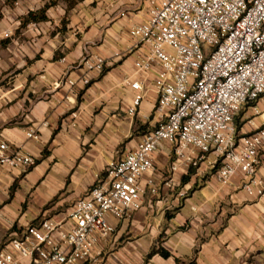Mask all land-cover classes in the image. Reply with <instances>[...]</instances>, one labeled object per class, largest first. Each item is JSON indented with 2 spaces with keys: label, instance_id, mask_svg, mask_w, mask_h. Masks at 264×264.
<instances>
[{
  "label": "crops",
  "instance_id": "0c3cea01",
  "mask_svg": "<svg viewBox=\"0 0 264 264\" xmlns=\"http://www.w3.org/2000/svg\"><path fill=\"white\" fill-rule=\"evenodd\" d=\"M49 1L0 0V140L35 159L25 172L0 165V248L42 216L63 219L106 164L134 149L156 120L155 70L138 113L126 112L134 91L125 79L134 77V62L147 50L129 28L146 21L150 0L58 2L46 9V19L34 22L40 29L21 25ZM86 50L110 64L83 86L78 64ZM251 117L246 105L235 119L239 133L253 129ZM253 121L258 126L264 118ZM29 130L36 137H28ZM172 156L168 143L153 154L156 170L145 177L154 178L157 195L143 180L141 208L120 219L108 215L114 231L102 242L99 264H177L176 258L179 264H264V194L245 193L240 173L228 185L218 184L209 153L199 167L174 174L190 187L179 199L163 181ZM258 173L264 180V151ZM158 239L170 256L146 259Z\"/></svg>",
  "mask_w": 264,
  "mask_h": 264
},
{
  "label": "built area",
  "instance_id": "2783aa9c",
  "mask_svg": "<svg viewBox=\"0 0 264 264\" xmlns=\"http://www.w3.org/2000/svg\"><path fill=\"white\" fill-rule=\"evenodd\" d=\"M129 34L147 50L134 62V77L125 79L134 91L126 112L138 113L147 76L155 70L154 125L134 149L106 164L63 219L42 216L12 233L0 248V264H99L102 242L114 231L108 215L120 219L140 209L143 180L157 195V183L145 175L155 172L153 154L164 143L173 147L164 185L179 199L190 187L177 183L174 174L199 167L209 153L218 184L228 185L240 173L245 193L264 194L258 173L264 123L253 121L257 115L264 118V0H150L146 21L131 25ZM108 64L109 59L86 50L78 64L80 83L89 85ZM246 105L253 129L239 133L235 119ZM26 134L36 137L33 130ZM34 163L32 155L0 140V165L25 172Z\"/></svg>",
  "mask_w": 264,
  "mask_h": 264
},
{
  "label": "trees",
  "instance_id": "16d2710c",
  "mask_svg": "<svg viewBox=\"0 0 264 264\" xmlns=\"http://www.w3.org/2000/svg\"><path fill=\"white\" fill-rule=\"evenodd\" d=\"M60 1H67L68 2V7H71L74 5V2L76 0H50L48 3H45L44 6L39 9L38 11H30L27 13L26 17L24 18L23 22L21 23V25H25L27 22H35V21H40V20H44L46 19V15H45V11L46 9L55 3H58ZM105 71V69H104ZM237 129H240V125L236 123ZM34 222V221H33ZM155 253H160L162 256L164 257H168L170 256V253L160 245L159 239H158V243L152 246V248L149 250V252L146 255V259L149 258L150 256H152ZM176 262L177 264H179L180 260L176 258ZM186 264V263H185ZM188 264V263H187Z\"/></svg>",
  "mask_w": 264,
  "mask_h": 264
},
{
  "label": "rangeland",
  "instance_id": "374dc122",
  "mask_svg": "<svg viewBox=\"0 0 264 264\" xmlns=\"http://www.w3.org/2000/svg\"><path fill=\"white\" fill-rule=\"evenodd\" d=\"M60 2H65V3H66V5H68V2H67V1H60Z\"/></svg>",
  "mask_w": 264,
  "mask_h": 264
}]
</instances>
